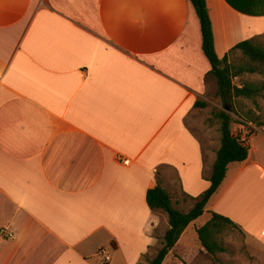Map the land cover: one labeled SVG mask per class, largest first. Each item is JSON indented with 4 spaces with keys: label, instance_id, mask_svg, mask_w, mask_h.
Segmentation results:
<instances>
[{
    "label": "crops",
    "instance_id": "1",
    "mask_svg": "<svg viewBox=\"0 0 264 264\" xmlns=\"http://www.w3.org/2000/svg\"><path fill=\"white\" fill-rule=\"evenodd\" d=\"M207 3L220 58L264 34V0ZM210 70L190 0H0V264H139L158 249L169 217L149 188L189 211L211 184L221 140L204 123L226 108ZM240 126L248 158L163 264L213 212L264 256V126Z\"/></svg>",
    "mask_w": 264,
    "mask_h": 264
},
{
    "label": "trees",
    "instance_id": "2",
    "mask_svg": "<svg viewBox=\"0 0 264 264\" xmlns=\"http://www.w3.org/2000/svg\"><path fill=\"white\" fill-rule=\"evenodd\" d=\"M190 1L200 20L202 48L211 64L208 78L216 81L217 95L229 110L213 108L208 118V122L219 123L221 145L212 166L210 187L200 197L193 199L194 205L189 211L175 208L170 193L159 182L149 188L148 205L154 211L165 212L169 217L170 227L162 237L161 247L147 259L146 264H163L187 226L205 213L210 198L218 191L226 177L228 165L248 158L250 145L242 141L239 134L232 129L234 119L232 113L242 118V125L252 123L258 128L264 126V120L260 115L250 110L245 111L243 105L244 100H250L257 105L258 99L264 95V80L243 79L246 76L264 75V41L262 40L264 35L239 42L220 58L216 52L213 23L207 0ZM237 77L242 79L240 85L234 82ZM197 106L204 107L206 103L197 102ZM254 131L255 129H252L249 134ZM234 227L238 225L229 217L213 212L210 220L197 229L198 240L209 254L216 256L227 250L220 240V235L226 229Z\"/></svg>",
    "mask_w": 264,
    "mask_h": 264
},
{
    "label": "rangeland",
    "instance_id": "3",
    "mask_svg": "<svg viewBox=\"0 0 264 264\" xmlns=\"http://www.w3.org/2000/svg\"><path fill=\"white\" fill-rule=\"evenodd\" d=\"M262 40L264 41V37ZM243 79H249L251 81L264 80V75L246 76ZM234 82L240 85L242 79L237 77L234 79ZM243 105L245 111L250 110L260 115L261 119L264 120V95L258 99L257 105L250 100H244ZM232 114L234 117L232 128L236 129L235 132L238 133L240 129H242L240 125H242L243 120L234 113ZM213 123L216 125L214 126ZM211 127H213L212 133L215 137L218 135V139H220L221 133L219 130V123L216 121L208 122L207 120L204 123V129H210ZM244 127L247 132L255 129V126L249 123L245 124ZM205 217L206 215L203 218ZM158 233L159 232L155 230V234L159 235ZM220 240L225 245L227 249L226 252L219 253L216 256L209 254L206 250L200 253L196 251V247L198 248L200 245L198 236L191 229L184 237L180 246L177 247L178 250L173 251L169 255L165 264H264V256L261 251L248 242L245 234L238 227L226 229L220 235ZM156 251L157 248L150 249L148 254L142 257L139 264H146L147 259L151 258Z\"/></svg>",
    "mask_w": 264,
    "mask_h": 264
},
{
    "label": "built area",
    "instance_id": "4",
    "mask_svg": "<svg viewBox=\"0 0 264 264\" xmlns=\"http://www.w3.org/2000/svg\"><path fill=\"white\" fill-rule=\"evenodd\" d=\"M242 140V139H241ZM106 256V255H105ZM105 259V258H104ZM105 260H107V259H105Z\"/></svg>",
    "mask_w": 264,
    "mask_h": 264
},
{
    "label": "water",
    "instance_id": "5",
    "mask_svg": "<svg viewBox=\"0 0 264 264\" xmlns=\"http://www.w3.org/2000/svg\"><path fill=\"white\" fill-rule=\"evenodd\" d=\"M226 110H228V108H226Z\"/></svg>",
    "mask_w": 264,
    "mask_h": 264
}]
</instances>
